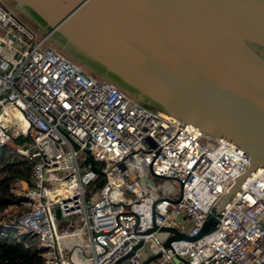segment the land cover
<instances>
[{
  "label": "built area",
  "instance_id": "2783aa9c",
  "mask_svg": "<svg viewBox=\"0 0 264 264\" xmlns=\"http://www.w3.org/2000/svg\"><path fill=\"white\" fill-rule=\"evenodd\" d=\"M134 100L0 0V149L31 162L30 183L11 182L20 212L0 233L38 237L43 264H115L140 242L119 264H264L263 167L209 233L165 247L172 234L160 227L196 236L250 157ZM90 158L104 163L101 186ZM150 175L178 180L180 200L160 197Z\"/></svg>",
  "mask_w": 264,
  "mask_h": 264
},
{
  "label": "water",
  "instance_id": "95a60500",
  "mask_svg": "<svg viewBox=\"0 0 264 264\" xmlns=\"http://www.w3.org/2000/svg\"><path fill=\"white\" fill-rule=\"evenodd\" d=\"M7 1L48 41L134 101L249 155L247 171L235 177L196 236L160 227L172 234L165 247L209 233L246 177L264 168V0ZM88 161L105 176L94 159Z\"/></svg>",
  "mask_w": 264,
  "mask_h": 264
},
{
  "label": "trees",
  "instance_id": "16d2710c",
  "mask_svg": "<svg viewBox=\"0 0 264 264\" xmlns=\"http://www.w3.org/2000/svg\"><path fill=\"white\" fill-rule=\"evenodd\" d=\"M10 5L12 4L10 3ZM26 20L32 27L37 29L33 22ZM40 34L43 35V33ZM55 47L65 53L59 47ZM74 61L78 63V61ZM96 167L100 169L99 166L96 165ZM30 170L31 162L27 157L5 151L0 152V174H2V178H0L1 205L7 206L15 201L16 196L11 192L12 180L25 179L24 181L30 183ZM104 181V176L98 175L94 183L101 186ZM27 238L18 239L11 233H0V264H43L44 257L42 253L37 248H34Z\"/></svg>",
  "mask_w": 264,
  "mask_h": 264
},
{
  "label": "rangeland",
  "instance_id": "374dc122",
  "mask_svg": "<svg viewBox=\"0 0 264 264\" xmlns=\"http://www.w3.org/2000/svg\"><path fill=\"white\" fill-rule=\"evenodd\" d=\"M50 43L52 44V42H50ZM83 67L85 69L89 70L85 66H83ZM89 71L94 73L91 70H89ZM1 151H2V149H0V152ZM96 165L99 166L100 168L104 167V163L101 161H97ZM0 178H2V174H0ZM19 180H25V179H19ZM144 182L146 185H148L152 189H158V195L160 197H168V198H172V199L177 198L180 194V191H181L180 182L178 180H174V179H165V178H159V177H154L153 175H150L144 179ZM15 200H16V198H15ZM13 203H15V201L10 203L7 206H3L0 204V223L7 220L10 216L18 214L20 212V210L17 209V207ZM27 240H29L31 242V244L34 248H38V246H39L38 237H28Z\"/></svg>",
  "mask_w": 264,
  "mask_h": 264
}]
</instances>
